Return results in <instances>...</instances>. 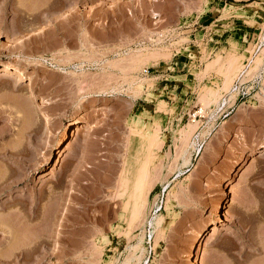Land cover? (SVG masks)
I'll use <instances>...</instances> for the list:
<instances>
[{
    "label": "rangeland",
    "instance_id": "374dc122",
    "mask_svg": "<svg viewBox=\"0 0 264 264\" xmlns=\"http://www.w3.org/2000/svg\"><path fill=\"white\" fill-rule=\"evenodd\" d=\"M74 1L0 0V264H264V0Z\"/></svg>",
    "mask_w": 264,
    "mask_h": 264
},
{
    "label": "bare ground",
    "instance_id": "6f19581e",
    "mask_svg": "<svg viewBox=\"0 0 264 264\" xmlns=\"http://www.w3.org/2000/svg\"><path fill=\"white\" fill-rule=\"evenodd\" d=\"M65 1H67V3L69 2L70 3V0H53V2H51L52 3V5H53V7H55V9H56V12L58 11L59 12V9L62 7V8H64L66 5H68V4H66V2ZM74 1V0H73ZM76 1V0H75ZM74 1V2H75ZM87 2H88V0H86ZM89 1H91V0H89ZM46 2H47V0H46ZM49 2V1H48ZM65 2V3H64ZM66 4L65 6H64V4ZM73 3V2H72ZM76 3H77V1H76ZM62 4H63V6H62ZM69 5H72L71 3L69 4ZM76 5V4H75ZM61 6V7H60ZM58 7H59V9H58ZM61 10V9H60ZM63 10V9H62ZM67 10V9H66ZM71 10V9H70ZM68 11V13H69V10H67ZM55 12V13H56ZM71 12V11H70ZM64 13H65V11H64ZM67 13V14H68ZM93 13H94V11H93ZM57 14V13H56ZM63 14V13H62ZM63 15V16H59V18H57L58 19V21H60L59 19L61 18V19H63V20H70L71 18H73L72 16H74L73 14H72V12L71 13H69L68 15ZM75 14V13H74ZM59 15V14H58ZM57 19H56V22H57ZM56 26V25H55ZM41 32L43 31L42 29L40 30ZM31 32V31H30ZM29 32V33H30ZM32 33V32H31ZM21 68V67H20ZM22 69H24V68H22ZM21 70V69H20ZM25 70V69H24ZM23 70V72H25V71H27V70H25L24 71ZM23 72H21V71H17V72H14V73H12V74H14V75H16V76H18V78H17V81H18V86H22V83L23 82H25V84H26V82L28 81L29 82V86L30 85H34L36 82V78L31 74V72H26V73H30V75H25V74H23ZM13 76V75H12ZM13 78V80H14V78H15V76L14 77H12ZM2 83V82H1ZM17 83V82H16ZM4 84V83H3ZM24 84V83H23ZM27 85V86H28ZM28 97H30V100H31V98H33L34 100H37V98H38V96H37V94H35L33 91L32 92H30V95L28 96ZM22 98V97H21ZM40 98V97H39ZM41 101V100H40ZM35 102V101H34ZM39 103V102H38ZM40 106L39 107H42L43 106V102L41 103L40 102V104H39ZM44 108H45V111H48V110H46V106L44 105ZM40 109V108H39ZM42 110V109H41ZM43 112V111H42ZM43 116L45 117L44 119L46 120V123L47 124H49V122H50V118L51 117H49L50 116V113H44L43 112ZM46 124V125H47ZM50 125V124H49ZM49 127L50 126H48L47 128L49 129ZM189 127V126H188ZM187 127V129H190V127L188 128ZM90 129H91V127L89 126V125H84V126H82L81 128H79L76 132H74L73 133V139H75V142H77V143H79L80 141H82L84 138H86L87 137V135H88V133H89V131H90ZM72 137V136H71ZM72 143H74L73 141H72ZM75 144V143H74ZM13 153H15V152H13ZM263 153V152H262ZM262 153H261V158H263L264 156H262ZM14 155V154H13ZM19 155V154H18ZM264 155V154H263ZM260 158V159H261ZM60 160V162H59V164L61 163V161H62V159H59ZM244 160H245V158H244ZM241 161V160H240ZM251 161V160H250ZM258 161V163H259V158L257 157V158H253L252 159V161H251V163H255V162H257ZM18 162V160L15 162V163H17ZM242 162H244V161H242ZM18 164H19V162H18ZM62 164H63V162H62ZM17 165V164H16ZM242 164L241 163H239L238 164V166H237V168L239 167V166H241ZM237 168H235V172H236V170H237ZM244 169V168H243ZM2 170V169H1ZM240 170H242V166L239 168V170L238 171H240ZM6 171V170H5ZM13 172V171H12ZM242 172V171H241ZM240 172V173H241ZM4 173H6V172H4ZM3 172H2V174L1 175H3L4 174ZM11 173V172H10ZM0 175V176H1ZM6 175H7V173H6ZM5 175V176H6ZM9 175V174H8ZM7 175V176H8ZM11 175V174H10ZM9 175V176H10ZM5 176H4V178H5ZM232 176H233V174H232ZM1 178V177H0ZM3 178V177H2ZM3 178V179H4ZM7 178V177H6ZM228 180L229 179H231V178H227ZM226 185V184H225ZM230 186V185H229ZM228 187V186H227ZM11 188V187H10ZM228 190V189H227ZM3 192V191H2ZM1 192V193H2ZM223 192V191H222ZM228 192H230V191H228ZM224 194V193H223ZM216 207H217V205H216ZM224 207V206H223ZM221 208H222V206H221ZM223 210V209H222ZM217 212V211H216ZM218 214V213H217ZM216 214V215H217ZM223 214V213H222ZM225 215V214H224ZM226 221V220H225ZM57 222V221H56ZM222 222V215L221 214H219L218 215V219L217 220H215L214 222H212L209 226H207L206 228H204V230L199 234V237H198V239H197V241H196V244H195V247H194V250H196L200 245H202L203 244V242H204V240L207 238V235H208V233L210 232V231H216L217 230V227H218V224H220ZM156 223V222H155ZM4 224V223H3ZM54 224V223H53ZM25 225V224H24ZM3 226V225H2ZM55 226V225H54ZM5 227V226H4ZM51 227V226H50ZM15 228V227H14ZM219 229L221 228V227H218ZM16 229V228H15ZM10 231V230H9ZM9 231H7L6 230V232H9ZM14 231V230H13ZM52 231V230H51ZM54 231V230H53ZM212 231V232H213ZM15 232V231H14ZM5 233V232H4ZM10 233V232H9ZM8 234V233H7ZM11 235L13 234L12 232L10 233ZM46 234H48V233H46ZM210 234V233H209ZM14 235V234H13ZM16 235V234H15ZM209 237V236H208ZM196 239V238H195ZM209 239V238H208ZM32 244V243H31ZM204 244H205V242H204ZM18 248V247H17ZM20 248V247H19ZM27 248V247H26ZM21 249V248H20ZM33 250V249H32ZM35 250V249H34ZM19 251V250H18ZM28 253H29V251H28V249L27 250H21V253H20V256L22 255L23 257H24V259H25V257H27L28 256ZM16 254V253H15ZM194 254H196V253H194ZM10 255H13L14 256V254H10ZM3 256V255H2ZM18 255H16L15 257H17ZM0 258H3V257H1L0 256ZM194 258V257H193ZM193 261V260H192ZM194 261H195V259H194ZM199 263V262H198ZM192 264V263H191Z\"/></svg>",
    "mask_w": 264,
    "mask_h": 264
},
{
    "label": "built area",
    "instance_id": "2783aa9c",
    "mask_svg": "<svg viewBox=\"0 0 264 264\" xmlns=\"http://www.w3.org/2000/svg\"><path fill=\"white\" fill-rule=\"evenodd\" d=\"M201 115V113H199Z\"/></svg>",
    "mask_w": 264,
    "mask_h": 264
}]
</instances>
